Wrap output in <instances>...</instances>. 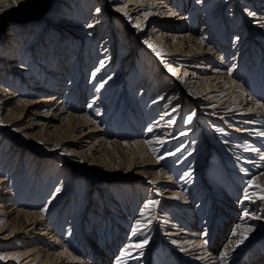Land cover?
<instances>
[{
  "label": "bare ground",
  "instance_id": "6f19581e",
  "mask_svg": "<svg viewBox=\"0 0 264 264\" xmlns=\"http://www.w3.org/2000/svg\"><path fill=\"white\" fill-rule=\"evenodd\" d=\"M261 132L264 0H0V264H264Z\"/></svg>",
  "mask_w": 264,
  "mask_h": 264
},
{
  "label": "rangeland",
  "instance_id": "374dc122",
  "mask_svg": "<svg viewBox=\"0 0 264 264\" xmlns=\"http://www.w3.org/2000/svg\"><path fill=\"white\" fill-rule=\"evenodd\" d=\"M54 2L55 1H53V3H52V5L54 4ZM50 8V6L48 7V9ZM44 17V16H43ZM44 18H41L40 20L42 21ZM8 30H9V28H6L5 29V31L6 32H8ZM7 38H8V34H7V36H6ZM12 38V37H11ZM10 38V39H11ZM1 40H2V38H1ZM89 73H90V71H89ZM232 133H234V132H232ZM237 135H238V137H242L244 134H240V133H237ZM260 139H262V138H260ZM262 141V140H261ZM210 143H214V142H210ZM218 143V142H217ZM210 144H208V142L207 141H204L201 145H199V143H198V141H197V139H195L194 140V142H191L190 143V145L187 147V150H195V152H196V154L194 155L195 157L194 158H196V157H198L197 158V160L198 161H200V162H202L203 160H205V166H206V168L204 169V171L202 172V175H207V174H210L211 175V171L212 170H214V167L212 166V165H214V164H216L217 162H219V161H221V167H223L224 168V170L225 171H228V172H230V173H232L234 176H237L238 174V172L237 173H235L234 172V170L235 169H237V170H239V167H238V165H229L228 163H231V161L230 160H228V159H224V158H222V156L220 157V155H218V153H215V154H213L212 153V151L211 152H207V155H205V151H204V147H206V146H209ZM201 149V150H200ZM244 149V148H243ZM240 149H238V148H236L235 147V151H239ZM186 151V150H185ZM184 151V152H185ZM188 151V152H189ZM185 154H188L187 152L185 153ZM246 154H249V153H246ZM206 156V157H205ZM193 158V159H194ZM229 158H230V156H229ZM232 158V157H231ZM180 159H177L176 161H175V163L176 162H178ZM256 160H259V159H256ZM204 162V161H203ZM237 162H239V161H237ZM251 166H253V165H251ZM178 178V177H177ZM211 178H215L213 175L211 176ZM143 178H141V177H138L135 181H137L138 183H135V181H129V180H123V182H130L131 183V186H138V184H140V180H142ZM162 179H165V178H162ZM120 181V180H119ZM119 181H117V183L119 182ZM148 182V181H147ZM147 182L144 184V187H145V189L146 188H149V187H152L154 190L156 189L155 187H153V186H151V185H149V184H147ZM219 183V182H218ZM99 184H101V183H99ZM98 186V185H97ZM97 186H95V188L93 187L92 189H91V191H93V190H97V188L99 187H97ZM207 188L209 189V192H210V194H211V200H214L215 202H214V204H217V203H219V202H221V200H220V197H218V195H216V194H214L213 193V191H214V187H208L207 186ZM88 190H90L89 188H88V186L86 187V188H84V189H82V191L80 192V195H82L81 196V199L83 200V203H87L88 202V200H89V195H90V193H88ZM148 190V189H147ZM150 193V192H149ZM86 194H87V196H86ZM208 194V193H207ZM76 195V194H75ZM77 196V195H76ZM158 197H160V199H164V197L163 196H157V198ZM80 199V197H78L77 196V201ZM92 200V202H93V199H91ZM165 200V199H164ZM85 201H87V202H85ZM191 203H193V204H197L198 203V198H195V199H192L191 200ZM142 204V203H141ZM141 204L139 205V207H138V209L140 208V206H141ZM210 206V205H209ZM209 206H207V211H208V208H209ZM237 208V207H236ZM138 209H137V212H138ZM239 211L240 212V210L239 209H236V211ZM208 213V212H207ZM207 213H205L204 214V216H206L207 215ZM221 209H219L217 206L215 207V209H214V212H213V216H214V218H216V219H218V217H220V215H221ZM237 215H238V212H237ZM240 215V214H239ZM207 217V216H206ZM157 223H160V224H162V222H160L159 220H157ZM231 227H233L232 225H231ZM203 228V227H202ZM231 230V229H230ZM203 231V230H202ZM229 233H227L226 234V236H225V242H227V240L229 239L228 238V236H230L231 235V232L230 231H228ZM224 241L222 242V243H220V246H219V249L220 250H222V248H223V246H224V243H225ZM264 243V242H263ZM254 246L255 245H253V248H254ZM264 249V246H262V250ZM245 250H247V251H249V250H251V248H249V245L247 246V248L245 249ZM156 258H153V262H152V264H155L154 263V261L156 262ZM160 262H162V261H160ZM168 264H170V262L168 263Z\"/></svg>",
  "mask_w": 264,
  "mask_h": 264
},
{
  "label": "snow or ice",
  "instance_id": "6c2138e0",
  "mask_svg": "<svg viewBox=\"0 0 264 264\" xmlns=\"http://www.w3.org/2000/svg\"><path fill=\"white\" fill-rule=\"evenodd\" d=\"M97 11H99V9H97ZM250 15H255V14H254V13H250ZM91 26H92V25H88V27H91ZM135 26H136V27H139L138 24L135 25ZM236 39L238 40L239 37H237ZM149 46L151 47V45H149ZM169 71H173V69L169 68ZM232 71H233V70L230 69V70H229V74H231ZM173 74L175 75V72H173ZM92 75L95 76V73H93ZM100 87H103V83L100 84ZM194 116H195V113H191L190 115H188V116L186 117L187 121L190 122V121L193 119ZM170 123H174V121H171ZM153 127H155V126H153ZM153 127H149V128L147 129V131L152 132V131H153ZM259 135L264 136V132L259 133ZM154 151H155V149H154ZM261 159H264V156H261ZM253 183H254V181H252V180H249V181H248V184H249L250 187L252 186ZM257 187H260V186L257 185ZM56 191L58 192L59 189H57ZM252 195H257V193H252ZM259 195H260V198H261V199H264V190H262V192H261ZM244 198H245V199H249L250 197H249L248 194H245V197H244ZM158 203H159L158 200L148 201V203L145 204L144 207H145V209L147 210L149 207H151V206H155V205L158 204ZM43 211H47V208H44ZM140 216H141V217H145V212H144V211L140 212ZM243 216H244V217H248V216H249V213H248L247 211H245V212L243 213ZM145 218L147 219V217H145ZM253 218H256V217H253ZM245 223H246V221H245ZM142 229H143V225L141 224V221L137 220V221H136V224H135V227H133L132 230H131L132 235H133V236H136L138 232H141V233H142ZM248 230L250 231L251 229L249 228ZM235 234H236V233L234 232L233 235H235ZM246 238H247V233L245 232V233L242 235L241 240L238 241V243H243L244 239H246ZM147 242H148L147 239H145V240L142 241V244H146ZM130 247H132L131 244H129L128 247H125V248L123 249V251H122V253H121V257H120V259L117 260V264H126V262L124 261V256H125L126 254H129V248H130ZM226 256H227V252L225 251L224 255L221 256V259H222V260L225 259ZM3 259H4V257H3V256H0V260H3Z\"/></svg>",
  "mask_w": 264,
  "mask_h": 264
}]
</instances>
